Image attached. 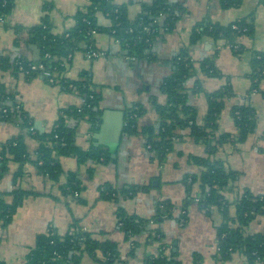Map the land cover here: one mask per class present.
Returning <instances> with one entry per match:
<instances>
[{
	"label": "crops",
	"instance_id": "1",
	"mask_svg": "<svg viewBox=\"0 0 264 264\" xmlns=\"http://www.w3.org/2000/svg\"><path fill=\"white\" fill-rule=\"evenodd\" d=\"M170 1H183L184 12L170 31L160 30L150 46L149 57L130 61L111 34L98 32L94 35V45L103 53L100 57L88 59L84 51H76L65 63V78L79 80L86 75L100 94L98 131L90 134L86 120L69 117L67 127L72 140L82 149L93 143L108 153V159L79 164L72 154L61 156L58 161L63 174L56 182L39 174L31 162H25L21 173H16L19 164L9 161L8 171L0 178V194L11 201L12 190L20 188L25 193L10 222L0 225L2 264H24L37 235L49 229L64 235L74 226L92 232L100 240L115 242L121 261L116 264H143L145 254L158 250L157 243L146 245L145 232L126 239L120 229L118 211L150 218L156 203L161 200H168L173 205L174 217L165 219L161 228L171 244L170 249L177 252L180 264H193L194 253L200 255L201 264H245L241 251L233 252L226 261L214 257L218 243L217 226L222 215L216 207L209 209L198 203L196 198L201 197L198 183L193 185L189 201L185 203L187 191L183 179L186 175H199L202 167L193 158L206 156L207 146L190 139L187 128L178 129L171 149L161 156L159 151L151 148L146 135L124 132V112L133 103H140L143 113L137 119L138 130L150 128L156 135L162 121L157 105L166 102L161 86L173 73L180 50L188 45L192 27L204 18L226 25L252 13V35L238 38L237 45L243 48L241 53H235V47L222 38L204 37L189 48L195 74L186 82V99L187 104L197 111L198 122H202L207 108L206 95L229 84L231 94L224 100L217 119V133L232 136L238 132L232 107L247 103L254 108V130L243 142H227L217 147L211 158L238 172L236 180L222 191L229 202L239 198L246 189L254 194L264 193V79L258 83V92L245 97L252 86L249 78L252 50L264 51V6L260 0H240L237 6L230 7H223L219 0ZM113 2L127 4L131 19L141 9L137 0ZM85 4L86 0H14L11 11L0 21V55H23L33 59L35 53L31 44L15 43L14 27L32 26L47 15L52 31L61 33L74 25L75 13ZM97 17L99 24H109L102 13ZM206 58L213 59L222 76L209 77L200 70V61ZM196 82L199 86L195 85ZM0 84L14 94L15 103L22 107L34 131L39 133L49 131L62 110L82 103L75 91H67L58 83L52 84L41 75L27 77L21 72L0 70ZM19 131L14 118L0 119V143L16 136ZM25 142L30 157L34 159L38 142L29 135H26ZM67 172L78 174V197L63 192ZM105 182L115 189L133 186L135 191L130 195L119 192L116 199L110 200L102 196L99 188ZM183 205L187 206L184 225L177 220ZM229 209L233 214L234 205ZM263 230L264 216L257 215L245 232L251 234ZM136 240L140 244L131 256L132 242ZM97 257L101 258L99 252ZM79 264L103 263L82 253Z\"/></svg>",
	"mask_w": 264,
	"mask_h": 264
},
{
	"label": "trees",
	"instance_id": "2",
	"mask_svg": "<svg viewBox=\"0 0 264 264\" xmlns=\"http://www.w3.org/2000/svg\"><path fill=\"white\" fill-rule=\"evenodd\" d=\"M219 1L223 7L237 6L240 3V0ZM137 2L141 9L133 19L128 16L127 4H116L113 0H86L85 6L74 15V25L64 32H53L47 15L42 16L39 23L32 26L14 27L15 43L23 41L34 45L39 50V58L0 55V70H10L16 74L20 72L19 66L28 69L31 63L42 64L44 70L50 73L55 70L61 76L58 84L63 89L75 91L84 100L79 106H70L62 110L49 131L30 132L29 128L32 124L26 113L22 107L17 112L10 110L16 104L14 94L0 84V119L14 118L20 130L16 136L0 143V178L8 171L9 161L19 164L16 173H21V166L25 162H31L38 169L39 174L56 182L63 174L58 161L61 156L72 154L79 164L108 159V153L94 146L93 143L86 149L75 145L67 127V119L73 117L86 120L90 134L98 131L101 121L98 110L100 94L94 90L88 76L84 75L79 80H73L65 78L62 74L65 63H68L69 57L76 51L90 49L98 51L90 29L95 30L96 33L111 34L118 41L124 55L138 60L149 57L150 46L160 30L170 31L184 12L183 1L137 0ZM260 3L264 6V0H260ZM13 4L14 0H0V16L8 14ZM98 13H102L108 19V25L98 23ZM251 17L252 13L248 17L234 20L226 25L213 23L205 18L198 21L191 29L188 45L180 50L175 59L173 73L164 79L161 86L166 102L163 105H157V110L162 117L158 133L153 135L150 128L138 130L137 119L143 113L142 106L138 102L125 109L123 129L129 135L138 133L146 135L151 148L159 151L161 156L171 149L172 140L177 136L178 129L187 128L190 139L204 143L207 146V155L193 158L194 162L202 167L199 175H186L183 179L187 191L185 203L189 201L188 197L193 185L198 183L201 192L198 203L209 209L216 207L220 211L222 220L217 226L218 243L214 255L216 260L226 261L233 252L241 251L245 256V264H264V230L251 234L245 232L255 216H264V193L254 194L246 189L239 198L229 202L222 191L236 180L238 172L225 166L222 161L211 158L217 147L227 142L237 143L246 139L255 128L256 112L247 103L233 106L232 116L238 132L232 136L217 133V119L224 100L231 94L229 84L206 95L207 108L202 122H198L197 111L187 104L186 99V82L195 74L193 60L188 53L189 48L204 37L214 40L222 38L232 47L237 46L234 49L235 53H241L243 48L237 45L238 38L252 35L254 24ZM46 54H48L47 57ZM200 70L209 77L222 76L212 58L200 61ZM33 75H41V70H30L26 76ZM43 77L47 79L46 76ZM249 78L252 81L251 89L258 90L259 81L264 79V51L252 50ZM70 84L74 88H70ZM198 84L199 82L195 83L196 86H199ZM3 108L7 109L6 113L2 112ZM26 135L38 142L34 159L30 157L26 149ZM77 175L76 172H67L66 182L62 185L64 194H73L79 189ZM99 188L102 196L110 200L116 199L119 192L121 195H130L135 191L133 186L115 189L108 182L103 183ZM24 193L20 188L12 190L11 201H7L0 194L1 226L10 222L13 213L22 203ZM186 205L181 207V213L177 216L178 222L182 225L187 221ZM231 205H234L233 214L229 209ZM172 210L173 205L170 201L161 200L156 203L150 218L126 215L124 211H118L120 229L126 239L145 232L146 245L157 243L158 250L153 254H145L143 264H180L176 258L177 252L170 249L171 244L166 240V235L161 228L165 219L174 217ZM132 244L133 247L129 253L131 256L135 254L140 243L136 240ZM98 252L101 254L100 259L97 257ZM82 253L88 254L103 264L121 262L118 259V246L115 242L109 239L100 240L92 232L74 226L73 230L64 235H58L54 229L37 235L35 245L27 254L24 264H79ZM193 264H201V257L197 253L193 254Z\"/></svg>",
	"mask_w": 264,
	"mask_h": 264
},
{
	"label": "built area",
	"instance_id": "3",
	"mask_svg": "<svg viewBox=\"0 0 264 264\" xmlns=\"http://www.w3.org/2000/svg\"><path fill=\"white\" fill-rule=\"evenodd\" d=\"M0 21H3V16H0ZM233 28H236L235 26H233ZM90 33H92L93 35L96 34V31L93 30V29H90L89 30ZM114 41L116 43H118V41L116 39H114ZM234 47H237L236 45ZM84 54L85 56L88 58V59H94V58H98L100 57L103 53H101L99 50H85L84 51ZM46 57L48 56V54L45 55ZM125 57L130 60V61H133L135 58L132 57V56H127L125 55ZM19 70L21 73L27 75L29 74L30 70H41V76H46L47 77V81L54 84V83H58V79L61 77L60 75L57 74V72L54 70L52 73H50V71H47V70H44V66L42 64H34V63H31L28 65V69L27 68H23L22 66H19ZM63 75V74H62ZM70 88H74L73 85H69ZM74 90V89H73ZM256 92H258L257 89H251L250 93L247 94V96H245L246 98L250 97L252 94H255ZM81 100L83 102V98L81 97ZM79 106V105H78ZM21 109V106L19 104H15L12 108H10V110L12 111H19ZM2 112L3 113H6L7 112V109L6 108H3L2 109ZM29 131L30 132H33L34 129L33 127H30L29 128ZM64 144V142H63ZM73 196L74 197H78L79 196V193L78 191H74L73 192ZM197 201H199V198H196Z\"/></svg>",
	"mask_w": 264,
	"mask_h": 264
},
{
	"label": "water",
	"instance_id": "4",
	"mask_svg": "<svg viewBox=\"0 0 264 264\" xmlns=\"http://www.w3.org/2000/svg\"><path fill=\"white\" fill-rule=\"evenodd\" d=\"M31 49H34V53H35V56H34V59H38L39 58V50L32 45V48ZM96 138L99 137V133L95 135ZM174 246H176V242H174Z\"/></svg>",
	"mask_w": 264,
	"mask_h": 264
}]
</instances>
